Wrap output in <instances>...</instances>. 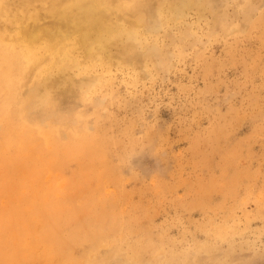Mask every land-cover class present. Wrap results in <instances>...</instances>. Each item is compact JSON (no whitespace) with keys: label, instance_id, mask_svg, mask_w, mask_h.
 <instances>
[{"label":"rangeland","instance_id":"rangeland-1","mask_svg":"<svg viewBox=\"0 0 264 264\" xmlns=\"http://www.w3.org/2000/svg\"><path fill=\"white\" fill-rule=\"evenodd\" d=\"M145 37L156 56L147 66L90 70L104 82L81 122L94 131L99 120L121 164V182L94 193L119 198L127 224L106 264H132L133 241L163 250L156 262L144 252V264H264V0H208ZM78 100L54 117H73ZM133 139L123 164L119 145Z\"/></svg>","mask_w":264,"mask_h":264},{"label":"bare ground","instance_id":"bare-ground-1","mask_svg":"<svg viewBox=\"0 0 264 264\" xmlns=\"http://www.w3.org/2000/svg\"><path fill=\"white\" fill-rule=\"evenodd\" d=\"M207 1L0 0V264H106L120 251L127 230L120 200L94 196L121 182V164L109 154L114 139L99 120L94 131L81 124L90 93L104 82L90 70L142 69L156 57L142 37L187 10L204 11ZM75 98L73 117L56 119L58 105ZM135 145H119L123 164ZM146 251L151 262L163 252L133 241L124 257L144 264Z\"/></svg>","mask_w":264,"mask_h":264}]
</instances>
